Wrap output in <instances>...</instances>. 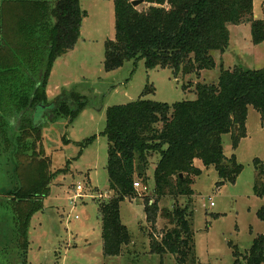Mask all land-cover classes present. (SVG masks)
Instances as JSON below:
<instances>
[{
  "label": "trees",
  "instance_id": "trees-1",
  "mask_svg": "<svg viewBox=\"0 0 264 264\" xmlns=\"http://www.w3.org/2000/svg\"><path fill=\"white\" fill-rule=\"evenodd\" d=\"M131 2L112 0L115 33L103 44L106 72L126 61L136 65L139 60L146 69H169L174 77L211 69L216 65L212 52H224L229 45L230 24L247 22L251 42L264 41V0L259 19L253 18L252 0H143L145 9ZM86 14L79 0H0V167H9L15 184L5 196L19 207L24 229H20L24 235L20 246L27 250L30 217L41 209L49 193L48 183L56 175L48 171L42 150L36 148L41 143V126L35 124L32 114L38 106L51 104L49 118H65L70 125L89 105L86 96L73 88H63L51 101L46 96L53 62L74 48ZM217 79L216 83L197 82L195 99L171 104L144 99L142 96L154 91V87H145L135 101L106 108L101 133L107 137L105 168L113 196L97 206L105 256L121 255L132 243L129 228L120 219V202L139 194L133 188L135 179L149 187L148 157L155 152L158 158L151 173L155 199L150 203L145 199L143 206L149 224L154 225L161 216L168 225L159 238H151V252L160 256V264L164 254L172 255L175 264L198 262L191 224L193 206L160 209L157 202L165 196H192L193 177L202 172L194 165L195 159L216 169V187L233 183L243 168L234 153L225 155L222 136L230 133L232 148L238 145L247 135L250 106L264 125V66L221 67ZM94 139L93 135L77 144L84 147ZM24 163L33 175L29 179L22 175L21 180L17 171L26 168ZM261 163L253 160L257 172L253 191L264 197ZM256 215L264 222V205ZM252 240L242 259L245 264H264V232ZM232 255L234 264H239L236 245H232Z\"/></svg>",
  "mask_w": 264,
  "mask_h": 264
},
{
  "label": "rangeland",
  "instance_id": "rangeland-1",
  "mask_svg": "<svg viewBox=\"0 0 264 264\" xmlns=\"http://www.w3.org/2000/svg\"><path fill=\"white\" fill-rule=\"evenodd\" d=\"M253 1V14L261 17L262 0ZM82 7L90 13L83 25L84 35L72 50L62 54L53 64L54 73L49 83L61 90L73 88L81 92L89 105L70 125L65 118L51 120L49 110L41 111L40 116L36 113L33 119L41 126V143L36 148L42 150L41 158L47 160L48 171L56 175L48 183L49 193L43 198L41 209L30 217L28 250L20 246L24 240L20 229H24L17 211L19 207L13 203L15 200L11 202L12 197L5 196L15 186L11 172L8 173L9 167H0V264H22L24 260L25 264H160V256L151 252L150 242L151 238H159L163 226L168 225L167 220L160 216L156 217L154 225L149 224L143 206L145 199H149V203L155 199L153 171L149 170L158 158L155 152L148 157L149 190L143 191L138 186L137 197L120 202V219L129 228L131 245L118 256L108 257L103 253L97 206L101 200L113 196L108 190L105 168L107 137L101 133L106 123V108L135 101L145 87H154V91L142 96L144 99L168 104L195 99V84L218 82L221 67L260 69L264 66V42L254 45L250 25L243 22L245 24L228 26V47L224 52L213 51L216 65L198 74L174 77L169 69H146L142 60L136 65L126 61L116 70L106 72L102 64L103 42L113 39L115 33L112 0H97L96 4L83 0ZM137 7L145 9L147 5ZM51 91L53 93V87ZM246 132L235 148L231 146L229 133L222 137L225 155L234 153L243 168L233 183L216 187L219 181L216 169L212 165L204 167L195 159L194 165L202 172L193 177L192 196H165L157 202L160 209L171 210L174 205L193 206L191 224L196 264H234L232 245L237 247L239 264H245L242 258L252 239L264 232V222L256 215L264 205V197L253 191L257 173L253 160L257 158L264 165V126L260 114L251 106L247 110ZM93 135L95 139L86 146L77 144ZM29 141L33 142L32 136ZM1 150L0 146V157L3 156ZM21 169L17 171L21 180L22 175L25 179L32 177L29 167ZM78 183L80 196L71 203ZM210 202L213 204L209 205ZM162 261L175 264L170 254L162 255Z\"/></svg>",
  "mask_w": 264,
  "mask_h": 264
},
{
  "label": "crops",
  "instance_id": "crops-1",
  "mask_svg": "<svg viewBox=\"0 0 264 264\" xmlns=\"http://www.w3.org/2000/svg\"><path fill=\"white\" fill-rule=\"evenodd\" d=\"M82 1L83 0H79V3H80V7L83 9V7H82ZM91 1V3H93V4H96L97 3V0H90ZM113 5V4H112ZM252 5H254V1L252 0ZM83 10H85V9H83ZM86 12H87V14H86V16L82 19V21H81V24H80V35H79V38H78V40L76 41V43H75V45L79 42V40L80 39H82V36L84 35V28H83V25H84V23H85V21H87L88 20V18L90 17V13L87 11V10H85ZM113 21H114V9H113ZM263 16V15H262ZM261 16V17H262ZM259 16H257L256 14L254 15L253 14V18L254 19H259V18H261V17H259ZM114 23V22H113ZM245 23H247V22H245ZM245 23H242V24H245ZM247 24H249V23H247ZM250 25V24H249ZM264 42V41H263ZM262 43V42H261ZM103 44H104V42H103ZM74 45V46H75ZM73 46V47H74ZM72 50V49H71ZM67 53V52H66ZM65 54V53H64ZM59 58V57H58ZM57 58V59H58ZM56 59V60H57ZM56 60L53 62V64L56 62ZM54 66L55 65H53V67H52V69H51V72H50V75H49V77H48V80H47V87H46V96H47V99H48V101H49V99H50V96H53V99L59 94V92L61 91V87H57L56 85H54V86H52L50 83H49V80H50V77L53 75V73H54ZM52 87H53V93H51L52 91H51V89H52ZM262 126H264V125H262ZM229 135H230V133H229ZM224 136V135H223ZM222 136V137H223ZM231 137V136H230ZM228 156V155H227ZM149 169H152L153 170V167H151V168H149ZM140 220H142V219H140Z\"/></svg>",
  "mask_w": 264,
  "mask_h": 264
},
{
  "label": "water",
  "instance_id": "water-1",
  "mask_svg": "<svg viewBox=\"0 0 264 264\" xmlns=\"http://www.w3.org/2000/svg\"><path fill=\"white\" fill-rule=\"evenodd\" d=\"M143 3V0H132L131 5L133 6H138ZM51 107V104H45V105H40L37 108H35L33 114H32V120L35 118L36 113L40 116L41 111L48 110ZM236 128V127H235Z\"/></svg>",
  "mask_w": 264,
  "mask_h": 264
},
{
  "label": "built area",
  "instance_id": "built-area-1",
  "mask_svg": "<svg viewBox=\"0 0 264 264\" xmlns=\"http://www.w3.org/2000/svg\"><path fill=\"white\" fill-rule=\"evenodd\" d=\"M138 186H140V189H143V190H148V186H141V184L138 182V181H135L134 183H133V188L134 189H136L137 190V188H138ZM76 191H77V193L75 194V197H73L71 200V203H73L74 202V198H76L77 196H80V192H81V185L78 183L77 185H76ZM213 203L212 202H210V204L209 205H212Z\"/></svg>",
  "mask_w": 264,
  "mask_h": 264
}]
</instances>
